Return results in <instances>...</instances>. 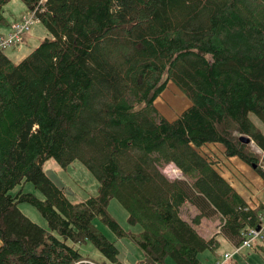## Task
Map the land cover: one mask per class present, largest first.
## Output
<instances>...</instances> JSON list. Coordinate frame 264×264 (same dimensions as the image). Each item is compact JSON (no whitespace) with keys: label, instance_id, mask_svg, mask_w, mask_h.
<instances>
[{"label":"trees","instance_id":"1","mask_svg":"<svg viewBox=\"0 0 264 264\" xmlns=\"http://www.w3.org/2000/svg\"><path fill=\"white\" fill-rule=\"evenodd\" d=\"M21 1L49 37L17 64L0 51V264H106L81 254L82 243L120 264L95 219L131 239L140 264H201L218 235L239 245L264 202L249 206L200 149L220 144L226 159L256 165L264 184V135L250 118L264 126V0ZM169 81L190 101L171 120L154 106ZM49 159L79 160L97 194L67 199L43 171ZM169 164L181 179L163 174ZM27 182L42 199L23 191ZM112 198L140 231L110 216ZM185 204L197 211L192 224L180 216ZM201 219L220 221L216 237L198 234ZM258 241L249 249L264 260Z\"/></svg>","mask_w":264,"mask_h":264},{"label":"rangeland","instance_id":"2","mask_svg":"<svg viewBox=\"0 0 264 264\" xmlns=\"http://www.w3.org/2000/svg\"><path fill=\"white\" fill-rule=\"evenodd\" d=\"M1 11L8 23V26L0 25L1 31H7L10 25L20 22L30 14L21 0L8 1ZM46 37H49V35L45 27L39 21L34 19L28 31L24 34L22 41L6 47L3 52L15 63L20 62L22 59H18L22 53L26 56ZM189 105L190 101L172 81L167 83L163 92L154 101V106L158 112L169 120L174 119ZM250 118L264 135L263 124L253 115H250ZM250 145V149L253 152L261 154V151L257 149L254 144L251 143ZM200 151L208 156L210 160L215 162V166L219 169L218 171L221 173L222 177L225 178L232 187L234 186L241 195L246 198L250 195L249 191L242 186L243 183L249 189L254 190V200L264 201V184L255 171L256 165L249 166L238 158H230L232 160L229 161V159H226L222 155L223 148L220 144L203 146ZM173 170L174 168L170 164L162 168V172L167 178L181 179L182 176L178 172L174 173ZM43 171L56 186L63 189L66 198L70 201H82L97 194L98 182L96 178L79 160H74L70 164L62 167L55 160L49 159L43 164ZM236 179L242 182V187L238 184L239 181ZM18 188L19 187H16L12 192H15ZM22 189L23 191L33 193L36 197L42 199L41 193L37 191L31 183H24ZM250 200H252L251 197ZM183 206L184 207L180 210V216L183 220L192 224V218L197 215V211L190 204H185ZM18 208L32 222L47 229L45 220L34 207L23 203L19 204ZM107 211L125 233L129 234L140 231L139 226L128 225L126 221L127 212L116 199L112 198L109 200ZM219 223L220 221L218 219H201L199 224L195 226V229L202 238L209 240L217 236V233L219 232ZM93 224L109 242H112L116 246L118 249L117 258L120 264H140L144 257L143 253L131 239L126 236L123 238L117 237L98 219L93 220ZM216 238L218 239V246L214 252L205 251L199 254L201 264H216V260H221L224 253L232 252L230 244H228L221 236L218 235ZM77 248L81 254L88 256L96 262L110 264V262L104 259L102 254L91 243L78 244ZM242 255V257L239 255L233 256L225 264H264L263 258L252 249H249L246 254L244 251ZM164 264H173V262L170 258H167Z\"/></svg>","mask_w":264,"mask_h":264},{"label":"built area","instance_id":"3","mask_svg":"<svg viewBox=\"0 0 264 264\" xmlns=\"http://www.w3.org/2000/svg\"><path fill=\"white\" fill-rule=\"evenodd\" d=\"M34 15L29 14L28 17L23 18L20 22L14 23L10 26V30L6 34L0 35V51H3L6 47L19 43L22 41L24 34L28 31L30 25L34 21ZM173 172H178L174 168ZM180 174V173H179ZM264 238V215L261 217L260 224L257 227L249 228L243 233V239L240 244L232 247V252L224 253L221 260H218L216 264H225L233 256H243V252L248 250L251 245Z\"/></svg>","mask_w":264,"mask_h":264},{"label":"crops","instance_id":"4","mask_svg":"<svg viewBox=\"0 0 264 264\" xmlns=\"http://www.w3.org/2000/svg\"><path fill=\"white\" fill-rule=\"evenodd\" d=\"M11 26V25H10ZM9 30H10V27H8V30L7 31H1L0 30V35L1 34H6V33H8L9 32ZM24 37V36H23ZM4 53V52H3ZM4 55L12 62V63H14V64H17V63H15L7 54H5L4 53ZM25 57V54L24 53H22L21 55H20V57H19V59L18 60H20V59H23ZM210 145V144H209ZM232 159H234V158H232ZM232 159H229V161H231ZM214 167H215V169L218 171L219 169L214 165ZM219 172V171H218ZM220 173V172H219ZM221 174V173H220ZM237 180V179H236ZM237 181H239L238 182V184H240V186H241V181L240 180H237ZM232 186V185H231ZM242 186H244L245 188H246V190L247 191H249V193H250V195H248V198H246L245 196H243V195H241V193H239V191H237V189H235V187H234V189L236 190V192L237 193H239L240 194V196L249 204V206H251V207H254V206H256L259 202H261V201H256V200H254L255 199V197H254V190H251V189H249L248 187H246L243 183H242ZM241 186V187H242ZM250 190H251V192H250ZM250 197L252 198V200H250ZM262 202H264V201H262ZM184 207V206H183ZM189 207H191V206H189ZM248 252V251H247Z\"/></svg>","mask_w":264,"mask_h":264},{"label":"water","instance_id":"5","mask_svg":"<svg viewBox=\"0 0 264 264\" xmlns=\"http://www.w3.org/2000/svg\"><path fill=\"white\" fill-rule=\"evenodd\" d=\"M241 141L244 143H248V140L246 138H241ZM253 168H254V166H253Z\"/></svg>","mask_w":264,"mask_h":264}]
</instances>
